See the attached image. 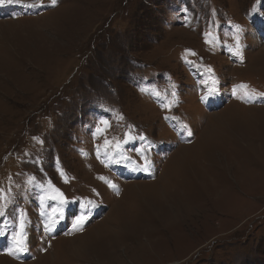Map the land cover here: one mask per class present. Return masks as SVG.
Listing matches in <instances>:
<instances>
[{"label": "rangeland", "instance_id": "374dc122", "mask_svg": "<svg viewBox=\"0 0 264 264\" xmlns=\"http://www.w3.org/2000/svg\"><path fill=\"white\" fill-rule=\"evenodd\" d=\"M263 47L264 0H6L0 264H264Z\"/></svg>", "mask_w": 264, "mask_h": 264}, {"label": "snow or ice", "instance_id": "6c2138e0", "mask_svg": "<svg viewBox=\"0 0 264 264\" xmlns=\"http://www.w3.org/2000/svg\"><path fill=\"white\" fill-rule=\"evenodd\" d=\"M6 2V0H0V5H3L4 3ZM13 0H7V3H12ZM52 4L55 5L56 4V0H52ZM237 31H239V29H237ZM207 42V41H206ZM233 55H236V56H241V52H240V45H239V41L237 40V47L233 50H231ZM241 59H242V56H241ZM207 72H211V68H208L206 69ZM235 92L236 90L233 89V94L235 95ZM158 95V94H157ZM175 92L172 93V97L173 99L171 101H169L165 106L166 107H169V110H170V107L172 104L175 103ZM100 123L104 124L105 125V128H100V127H96L95 128V132L96 133H103L107 130V128L109 127L108 125V122L107 120H102L100 121ZM189 135H191V133H189ZM141 139H143V137H141ZM41 143H43V141H41ZM104 143L107 145L110 143L109 140L105 139ZM117 147H119V145L117 144ZM110 186L115 188V185H111V183L109 182ZM57 191V195L59 196L60 200H61V203H64L65 201L63 200V193H60L59 190H56ZM4 197V194L2 191H0V199H3ZM3 211L0 210V215H3ZM87 220V216L85 215H81L77 221L73 224V228L77 231H80L83 229V224L84 222ZM56 220L55 218H53V223H55ZM47 228V226H46ZM12 241H13V247L15 249L16 252H26L27 251V246H26V241H27V237L24 235V225L23 223L20 224L19 226V231L13 233V236H12ZM11 254V252L9 253Z\"/></svg>", "mask_w": 264, "mask_h": 264}, {"label": "bare ground", "instance_id": "6f19581e", "mask_svg": "<svg viewBox=\"0 0 264 264\" xmlns=\"http://www.w3.org/2000/svg\"><path fill=\"white\" fill-rule=\"evenodd\" d=\"M259 53V52H258ZM258 55H260L261 57H264V47L263 48H261V50H260V53L258 54ZM135 188V186H131V188L130 189H133V188ZM139 187V186H138ZM158 188V187H157ZM119 204V203H118ZM116 208V207H115ZM114 208V209H115ZM119 210V209H118ZM117 211V210H116ZM95 232H98V233H100L99 231H95ZM87 235V234H86ZM93 237V236H92ZM82 239L81 240H84V239H86L85 237H81ZM89 239V238H88ZM86 241H87V239H86ZM75 243V241L73 242V244ZM5 263V262H4ZM9 264H12V263H9Z\"/></svg>", "mask_w": 264, "mask_h": 264}]
</instances>
